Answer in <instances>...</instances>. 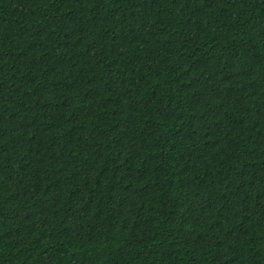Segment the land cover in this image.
I'll list each match as a JSON object with an SVG mask.
<instances>
[{
  "label": "trees",
  "instance_id": "1",
  "mask_svg": "<svg viewBox=\"0 0 264 264\" xmlns=\"http://www.w3.org/2000/svg\"><path fill=\"white\" fill-rule=\"evenodd\" d=\"M0 264H264V0H0Z\"/></svg>",
  "mask_w": 264,
  "mask_h": 264
}]
</instances>
